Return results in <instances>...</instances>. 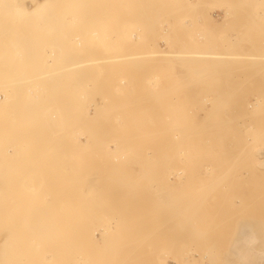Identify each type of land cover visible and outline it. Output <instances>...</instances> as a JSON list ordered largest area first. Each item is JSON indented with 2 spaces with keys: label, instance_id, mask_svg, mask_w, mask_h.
<instances>
[{
  "label": "rangeland",
  "instance_id": "obj_1",
  "mask_svg": "<svg viewBox=\"0 0 264 264\" xmlns=\"http://www.w3.org/2000/svg\"><path fill=\"white\" fill-rule=\"evenodd\" d=\"M2 1L0 117H4L3 124L9 130L12 125L15 127L11 131L17 132L18 139L16 142L15 134L9 136L5 132L0 137V196L10 192L14 198L20 196V202L25 196L26 204L22 201L21 208L27 204H32V208L27 205V212L20 208L30 218L23 217L22 212L21 219H27L25 224L39 220L34 224L37 228L29 222L25 225L35 236L21 235L29 243H21L18 238L22 247L18 242L16 248L17 240L10 239L12 233H6L5 241L0 242V255L7 254L12 261L4 259V255L2 263L7 260L4 264H10L16 257L21 259L13 264H264V142L259 144L264 141V0H52L45 4L19 0L17 4L25 9L37 7L31 14L17 13L18 5L14 11L13 0ZM170 47L211 55L189 59L194 62L191 64L189 60L145 56L142 65L137 59V64L136 60L135 64L126 61L111 66L89 62L66 69L75 60L130 52H168ZM52 49L57 51L51 52ZM61 51L69 59L64 61L65 67V57L59 61L63 54H55ZM251 53L261 55L262 63L253 64L240 55ZM50 54L57 56L54 62V58L48 59ZM199 68H205V73ZM40 71L54 73L50 80L47 77L34 81L33 76ZM25 75H29L30 82L26 79L24 83ZM4 76L13 78L14 83L23 77L24 80L15 86L11 85L12 79L7 81ZM14 87L18 90H12ZM5 90H11L6 93L11 94L10 100L2 101ZM37 94L39 99L35 98ZM256 99L261 101L257 110L252 106ZM11 105H19L21 111V106H27L23 111L25 121L20 118L23 112L17 109L15 113V108L11 109L15 106ZM95 105L99 109L94 115ZM28 127L31 130H26L25 137L23 128ZM5 136L6 141L14 136L16 144L5 142ZM47 179H58L59 183H54L61 186V191L55 192L53 187L57 186L52 181L47 184L53 186L51 191L47 187L51 193L44 189ZM72 179H85L81 183L85 190L75 189V185L69 192L66 188L75 184ZM66 180L71 182L67 181L69 186ZM60 181L66 184L61 185ZM79 183L76 182L78 186ZM90 186L92 193L88 191ZM43 197L51 203L48 206L52 210L44 206ZM9 202L10 199L2 202L5 205L0 217L17 211L19 216L18 204L13 207L19 209L16 211L4 207H9ZM43 206L47 215L51 210V222L59 217V231L68 225L76 228L83 221L79 225L87 227L91 243L99 238L96 245L86 240L91 247L84 243L83 246L77 241H82L77 235L80 230L70 227L68 231L78 232L75 235L80 239L68 232L74 236L65 242V228L59 234L65 233L64 239L61 236L65 240L62 245H71L62 247L59 236L57 246L52 244L50 235L56 232L50 230L57 225L52 222L53 229L52 224L48 223L49 229L44 225L48 216L43 217ZM64 210L74 213V219ZM52 211L55 220L51 218ZM11 219L10 225L7 217L3 218L6 223L0 219L1 234L5 226L12 227L16 218L14 222ZM63 221L68 225L64 226ZM17 223L14 224L20 226ZM42 226L52 233L47 232L50 238L43 237L47 233ZM103 226L112 227L107 239L104 235L108 227L104 232ZM44 238L49 239L47 246ZM9 239L14 240L15 247L8 246ZM75 243L83 246L79 247L80 252ZM53 245L57 250L52 252ZM20 249H29L22 253L31 254V259L30 255L24 258ZM96 249L99 253L104 250V254H95ZM40 251L48 258L41 256ZM91 257H98V261Z\"/></svg>",
  "mask_w": 264,
  "mask_h": 264
},
{
  "label": "bare ground",
  "instance_id": "obj_2",
  "mask_svg": "<svg viewBox=\"0 0 264 264\" xmlns=\"http://www.w3.org/2000/svg\"><path fill=\"white\" fill-rule=\"evenodd\" d=\"M1 1H2V0H1ZM6 1H7V0H6ZM6 1L4 0V1H2V2L7 3ZM9 1L12 2V0H9ZM13 1H15V3H16V4H15V3L13 2V5H12V6H14V11H15V9L17 8L16 11H17V13H19V14L22 13V12L25 13V14H31V13H35V11H37V7H36V8H27V9H25L23 6H20L19 4H17L19 0H13ZM21 1H22V0H21ZM30 1H31V2H35V3L40 2V3L45 4V3L51 2L52 0H30ZM16 5H18V6L15 8ZM223 17H224V16H223ZM223 19H224V18H223ZM170 26H171V25H170ZM172 27H173V25H172ZM174 27H175V26H174ZM170 30H171V28H170ZM168 32H169V31H168ZM170 32H171V31H170ZM202 38H203V36H198V39H202ZM76 40L79 41L80 39H79V38H76ZM168 40H170V39H168ZM78 41H77V42H78ZM170 42H171V41H170ZM177 43H178V42H177ZM167 44H168V43H167ZM171 45H172V44H171ZM178 45H179V44H178ZM169 46H170V45H169ZM172 46H173V45H172ZM175 47H176V46H175ZM184 48H185V47H184ZM117 49H118V47H117ZM168 49H169V48H168ZM170 49H172L173 51L170 50V51H168V52H161V51H162V50H161V51L158 52V53H147V54H145V55L140 54V52H137V53H139L140 55H139V54L137 55L136 53H132V52H130L132 55H131V54L129 55V53H126V54H125L126 56L120 54L119 56H118V55H116V56H113V55H112V56H110V57L105 56V57H101L100 59L96 58V59H92V60H79V61L75 60L76 62H72V64L69 63L70 66L66 65V67H68V68H66V69H67V70H68V69L70 70L71 67H73V68H75V67H81V66L87 65L89 62H91L92 64H95V63H100V64H101V63H102L101 65H103V66L106 65V64H110L109 66H111V63H112V65H113V63H124V62H126V61H127V63H128L129 61H130V62L132 61L131 64H133V63H134L133 61L136 60L135 63L137 64V61H138L137 59L141 60L140 63H141V65H142V64H144V61H142V58L145 57V56H146V57L148 56L147 58L169 57V58H172V60H173V59H177V60H180V61H182V62H185L186 60H189V59H194V60H195V59L200 58V57L205 58L206 56L211 55V54H206V53L197 54L195 51H188V50H174V48H171V47H170ZM185 49H186V48H185ZM54 51H57V50L52 49L51 52H54ZM114 51H115V50H114ZM118 51H119V50H118ZM164 51H166V50H164ZM108 52H109V51H108ZM56 53H59L60 55H59V54H58V55H59V57H60L64 52H62V51H61V52H55V54H56ZM141 53H143V52H141ZM16 54H17V53H16ZM18 54H19V53H18ZM64 54L66 55V53H64ZM64 54H63V56H62L63 58L60 57L59 61L64 59V57H65ZM117 54H118V53H117ZM127 54H128V55H127ZM0 55H1V53H0ZM2 55H3V54H2ZM21 55H22V54H21ZM56 55H57V54H56ZM233 55H235L234 57H237L238 54H233ZM240 55L244 58L245 61H247V60H248L249 62L251 61V63H253V64L258 63L259 61H260V62L262 61V59H261V55H259V54L251 53V54H240ZM3 56H4V55H3ZM50 56H51V57H50ZM53 56H55V55H54V54H50L48 59L50 60V58H51V60H53L52 58H54V60H53V62H54V61L56 60L55 58H56L57 56H56V57H53ZM66 56H67V55H66ZM121 56H122V57H121ZM4 57H5V56H4ZM8 57H9V55H8ZM59 57H58V58H59ZM6 58H7V57H6ZM68 58H69V57H68ZM70 58H71V57H70ZM147 58H146V59H147ZM1 59H2V56H1V58H0V61H1ZM165 59H166V58H165ZM51 60H50V61H51ZM68 60H69V59H66V57H65V60H63L62 65L64 64V61H68ZM183 60H184V61H183ZM200 60H201V59H200ZM2 61H3V59H2ZM180 61H179V62H180ZM190 61H191V60H189L188 62L190 63ZM202 61H205V60L202 59ZM47 62H48V61H47ZM53 62H52V63H53ZM61 62H62V61H61ZM61 62H60V63H61ZM138 62H139V61H138ZM145 62L148 63V61H146V60H145ZM151 62H152V61H151ZM164 62H165V61H164ZM241 62H242V61H241ZM50 63H51V62H50ZM104 63H106V64H104ZM135 63H134V64H135ZM171 63H173V62H171ZM186 63H187V62H186ZM191 63H194V62H191ZM191 63H190V64H191ZM246 63H247V62H246ZM261 63H262V62H261ZM198 64H200V61H198ZM139 65H140V64H139ZM139 65H138V66H139ZM141 65H140V66H141ZM164 65H165V64H164ZM187 65H188V64H187ZM258 65H259V64H258ZM260 65H261V64H260ZM29 66H30V65H29ZM63 66H64V65H63ZM63 66H61V67H63ZM132 66L134 67V65H132ZM138 66H137V67H138ZM140 66H139V67H140ZM189 66H190V65H189ZM251 66H253V65H251ZM256 66H257V65H256ZM27 67H28V66H27ZM31 67H32V66H31ZM64 67H65V66H64ZM101 67H102V66H101ZM107 67H108V65H107ZM183 67H184V66H183ZM246 67H247V66H246ZM248 67H249V66H248ZM253 67H254V66H253ZM250 68H252V67H250ZM66 69H65V70H66ZM199 69H200V68H199ZM202 69H203V67H202ZM206 69H207V68H206ZM194 70H195V69H194ZM196 70L198 71V69H196ZM200 70H201V69H200ZM204 70H205V68H204ZM204 70H201V71H203V73H205ZM12 72H13V71H12ZM40 72H41V73H38V72H37V73H38V76H36V77H35V75H34V76L32 75L33 78H34V81H35V80H36V81H38V80H39V81H42L41 79H46V78L49 77L50 75H51V77H52V74L54 73V72L51 73V72H43V71H40ZM254 72H255V71H254ZM256 72H257V71H256ZM256 72H255V73H256ZM15 73H16V72H15ZM37 73H36V75H37ZM195 73H196V72H195ZM197 73H198V72H197ZM199 73H201V72H199ZM199 73H198V74H199ZM207 73H208V72H207ZM207 73H206V74H207ZM9 74L11 75V73H9ZM9 74H8V75H9ZM12 74H13V73H12ZM16 74H17V73H16ZM192 74H194V72H193ZM8 75H7V76H8ZM14 76H16V75H14ZM14 76H13V77H14ZM26 76H27V75H25V80H24V77H23L22 79L19 77L20 79H19V78H18V79H19L20 81H21V80H24V83L27 82L26 79L28 80V82H30V79H29L30 77H29V75L27 76V78H26ZM198 76H199V75H198ZM251 76H252V75H251ZM4 77H5V76H4ZM17 77H18V76H17ZM21 77H22V76H21ZM28 77H29V78H28ZM5 78H6V77H5ZM14 78H16V77H14ZM31 78H32V77H31ZM33 78H32V79H33ZM36 78H39V79L37 80ZM6 79H7V78H6ZM11 79H12V81H10V82L12 83V82H13V78H11ZM11 79L9 78V80H11ZM16 79H17V78H16ZM16 79H15V80H16ZM48 79L50 80V77H49ZM160 79H161V78H160ZM9 80L7 79V81H9ZM19 80H18V81L16 80L17 83H16V82H15V83L18 84ZM195 80H196V79H195ZM25 81H26V82H25ZM32 81H33V80H32ZM45 81H46V80H45ZM10 82H9V84H10ZM1 83H3V82H1ZM15 83L13 82L11 85H13V84L15 85ZM22 83H23V81L20 82V84H22ZM37 83H38V82H37ZM3 84H5V83H3ZM3 84H2V86H3ZM9 84H8V85H9ZM6 85H7V84H6ZM11 85H10V86H11ZM2 86H1V87H2ZM15 86H16V85H15ZM11 87H13V86H11ZM9 88H10V87H9ZM10 89H11V88H10ZM16 89L18 90V88H16ZM16 89H15V87H14L12 90H16ZM38 89H39V84H38ZM17 90H16V91H17ZM6 91H8V90H5V93H4V91H3L4 94L2 95V96H3V100H2V101L10 100L9 95H11V94H9V95H7V94H8L11 90H10L8 93H7ZM16 91H15V92H16ZM38 91H39V90H38ZM6 93H7V94H6ZM10 93H11V92H10ZM14 94H15V93H14ZM14 94H13V95H14ZM38 95H39V94H37V96H36L35 98L39 99ZM10 97H11V96H10ZM12 101H13V100H11V102H12ZM13 102H14V101H13ZM16 102H18V101L16 100ZM16 102H15V103H16ZM15 103H14V104H15ZM252 103H253V102H252ZM247 104H248V103H247ZM20 105H21V104H20ZM97 105H98V104H97ZM97 105H95L96 108L94 109V115L96 114L97 110L99 109V107H97ZM260 105H261V101H259V99H256V100H255V105H254V103H253L252 106H255V110H257V108H259ZM11 106H15V105H11ZM18 106H19V105H16L15 107H11V109H12V108H15L16 110L13 109L14 112H15V111L17 112V109H18V112L20 113V112L25 111V110H26L25 107H27V106H25V107H24V106H21V107H23V111H21V109L19 110L20 107H18ZM247 108H248V107H247ZM245 109H246V108H245ZM252 110H253V109H252ZM255 110H253V111H255ZM11 112H13V111L11 110ZM14 112H13V114H14ZM16 112H15V113H16ZM23 113H24V112H23ZM23 113H20V115H21V116L25 115V113H24V114H23ZM4 115H5V114H4ZM10 116H11V118H12V116H13L12 113H11ZM15 117H16V114L14 115V118H15ZM93 117H94V116H93ZM0 118H2V117H0ZM3 118H4V117H3ZM3 118L0 119V132H2V134H1L2 136L0 135L1 138L4 137L3 135H5V134H3V132H5V133H9V136H10V135H11L10 133H12L11 130H13V132H14V129H15V127H14L13 125H12V128H13V127H14V128H13V129L10 128V130L8 129V127H6L7 124L4 126V124H3V122H4V121H3ZM20 118H21V120L23 119V120L25 121V117H24V116H23V117H20ZM23 120H22V121H23ZM1 123H2V124H1ZM4 123H5V122H4ZM25 125H28V124H25ZM25 125H24V126H25ZM7 126H8V125H7ZM5 127H6V128H5ZM9 127H10V126H9ZM26 127H27V126H26ZM7 129H8V130H7ZM23 130H25V131H24V132H23L22 130H21V131H22L23 133L26 132L25 134H23L21 131H20V132H21L23 135H25V137H26V136H28V135H26L27 132H28V131H26V130H31V129H29V127H28V128H26V129L23 128ZM10 131H11V132H10ZM15 132H16V131H15ZM30 132H31V131H29V133H30ZM192 132H193V131H192ZM194 132H195V131H194ZM29 133H28V134H29ZM90 133H91V132H90ZM180 133H181V132H180ZM186 133H187V132H186ZM196 133H199V131L196 132ZM13 134H15V135H14L15 137L17 136V135H16L17 132H16V133H12V135H13ZM86 134H87V133H86ZM92 134H93V133H92ZM188 134H189V133H188ZM193 134H194V133H193ZM172 135H173V134H172ZM175 135H176V134H175ZM177 135H178V134H177ZM184 135H185V134H184ZM184 135L181 134L180 136L182 137V136H184ZM190 135H191V133H190ZM14 136H12V137L15 138ZM19 136H22V135H19ZM7 137H8V136H7ZM12 137H11V141H10V139H9V141H10V143L12 142V144H13V143L16 141V139H18V138L16 137V138H15V141H13L14 139H13ZM25 137H24V138H25ZM177 137H178V136H177ZM177 137H176V138H177ZM186 137H187V136H186ZM8 138H10V137H8ZM8 138H7V140H8ZM22 138H23V136H22ZM22 138H21V139H22ZM27 138H28V137H27ZM174 138H175V137H174ZM25 139H26V138H25ZM208 140H209V138H208ZM2 141H3V139H2ZM4 141H5V142H9V141H6V136H5V138H4ZM21 141H22V140H21ZM23 141H24V140H23ZM205 141H206V139H205ZM212 141H213V140H212ZM5 142H4V143H5ZM16 142H17V141H16ZM16 142H15L14 144H16ZM19 142H20V141H19ZM208 142H209V141H208ZM263 142H264V141L261 140V143H260V141H259V144H262ZM206 143H207V142H206ZM255 144H256V143H255ZM255 144H254V146H255ZM256 145H258V144H256ZM173 147H174V146H173ZM258 149H259V148H258ZM6 150H8V149H6ZM187 150H188V149H186V152H187V154H188V151H187ZM252 150H253V149H252ZM190 153H191V151H190ZM187 154L185 153V155H187ZM188 156H189V155H188ZM255 160H256V159H255ZM253 161H254V160H253ZM209 171H210V170H209ZM207 172H208V171H207ZM207 172H206V173H207ZM180 176H181V175H180ZM180 178H181V177H180ZM49 180H50V179H49ZM53 180H54V181H53ZM55 180H56V179H52V180H50V181H52L51 184H52L53 186H55V185L57 186V187H56L57 189H55V187H53L51 184H50V186L53 187V189L55 190V192H56V190H59L58 192H60L61 190H60L59 188H60L61 186L59 187V186H58L59 184H57V183L55 184V183H54ZM72 180H73V181H71V182H75V184L72 183L73 185H71L70 188H69V187L66 188L67 190H68V189L70 190V191L68 190L69 192H71V188H74L75 185H76V188H75V189H77V187H78V190H79L80 187L83 188L84 185H85L84 183H83V184H84L83 186H82V184H81L82 182L85 181V179L82 180L81 182H80L81 179H80V180H76V181H74L75 179H72ZM90 180H91V179H90ZM90 180H89V182H90ZM44 181H45V180H44ZM50 181H48V179H47V183L44 182L45 185H46V187H44V189L46 188V190H47V187H48V188L50 189V191H51V188H52V187H50V186L47 185ZM61 181H62V180H61ZM61 181H60V182H61ZM67 181H68V180H66V182H67ZM56 182H58V179L56 180ZM68 182L71 183L70 181H68ZM68 182H67V184H66V183H64V181H63V183L66 184V186H67V185H68V186L70 185V184H68ZM76 182H78V183L80 182L79 184H81V185L78 186V185L76 184ZM86 182H88V181H86ZM53 183H54V184H53ZM58 183H59V182H58ZM61 183H62V182H61ZM63 183H62L61 185H64ZM87 184H88V183H86V185H87ZM90 184L93 185V180H91ZM88 185H89V184H88ZM72 186H73V187H72ZM6 187H7V186H6ZM58 187H59V188H58ZM62 187L64 188V186H62ZM92 187H93V186H90V188L88 187V188H89L88 191L91 190V193H92V191H93V190L91 189ZM63 188H61V189L64 190L65 188H64V189H63ZM86 188H87V187H86ZM5 189H6V188H5ZM49 189H48V190H49ZM75 189H73V190H75ZM93 189H94V188H93ZM3 190H4V189H3ZM6 190H7V189H6ZM48 190H47V191H48ZM54 190H52V191H54ZM73 190H72V191H73ZM81 190H82V189H80V191H81ZM84 190H85V187H84ZM84 190H83V191H84ZM4 191H5V190H4ZM50 191H48V192H50ZM68 191H67V192H68ZM80 191H79V192H80ZM69 192H68V193H69ZM73 192H75V191H73ZM77 192H78V191L76 190L75 193H77ZM7 193H8V192H7ZM50 193H51V192H50ZM89 193H90V192H89ZM0 194H1V193H0ZM5 194H6V191L4 192V194H2V195L0 196V205H2V206H0V209H1V207H3V205H5V203H4V204L2 203L3 201H5V199H10L9 204L12 202L10 205L8 204L9 207L4 206V207L7 208V209L12 207L11 210H13V209H14L13 207H17V206H18V208L20 209V208L23 206L22 204H21V206H20V203L23 201V198H24V200H25V196H24V197L21 196V197H22V198H21L22 200H21V202H20V199H19L20 196L17 197V196L14 194V195L18 198V199H16V197L14 198V196L11 195V193L9 192V195H8L9 198H7L8 196L5 195ZM45 194H46L47 196H49V193L47 194V193L45 192ZM45 194H44V195H45ZM46 195H45V196H46ZM59 195H60V194H59ZM4 196H5L6 198H5ZM10 196H12V197H10ZM45 196H44V197H45ZM47 196H46V197H47ZM61 196L63 197V199L66 197V195H65V196L61 195ZM44 197H43V198H44ZM49 197L51 198V196H49ZM57 197H58V196H57ZM67 197H69V196H67ZM4 198H5V199H4ZM58 198H59V197H58ZM58 198H57V199H58ZM60 198H61V197H60ZM2 199H3V200H2ZM11 199H12V201H11ZM14 199H15L16 203H14V202H15ZM46 199H47V198H44V200H45V201H44V204H45L44 206H46V207H48V209H50L51 206H48V205H51V203H47V202H46ZM63 199H62V201H63ZM65 199H67V198H65ZM17 200H18L19 203L17 202ZM27 200L30 201V202L32 203V201H31L32 199L30 200V199L27 198ZM27 200H26V202L29 203ZM48 200H49V199H48ZM53 201H54V199H53ZM59 201H60L61 204H62V201H61V200H59ZM59 201H58V202H59ZM64 201H65V200H64ZM64 201H63V202H64ZM45 202H46V203H45ZM65 202H66V201H65ZM67 202H69V199L67 200ZM70 202H71V201H70ZM7 203H8V201H7ZM23 203H25V202L23 201ZM17 204H18V205H17ZM25 204H26V203H25ZM58 204L60 205V203H58ZM65 204H66V203H65ZM65 204H64V206H66ZM8 205H7V206H8ZM11 205H12V206H11ZM16 205H17V206H16ZM27 205L29 206V209L32 208V204H31V205L27 204ZM27 205H25V207H27ZM52 205H53L52 207L54 208V204H52ZM59 205H58V206H59ZM30 206H31V207H30ZM44 206H43V211H42V212H43V214H44L43 217H46V216H48L49 214H51V210H52V208H51V210L49 211V213H48V215H47V214H46V211H45V209H44ZM58 206H55V207H58ZM69 206H70V205H69ZM69 206L67 205L66 207H69ZM25 207H24V208H25ZM49 207H50V208H49ZM18 208H17V209L15 208V209H16V210H19ZM24 208H23V209L21 208V209L24 210L25 212H27V209L25 208V209H26V210H25ZM27 208H28V207H27ZM64 208H65V207H64ZM7 209H6V210H7ZM15 209H14V211H16ZM21 209H20V211H21ZM29 209H28V212H30ZM48 209L46 208V210H48ZM2 210H3V209H2ZM59 210H62V208L59 209ZM4 211H5V209H4ZM9 211H10V209H9L8 211H5V212H9ZM20 211H19V216H20V217L18 216V211H17V212H14V213H11V216H12V214H13V216H15V214L17 213L16 216H18L19 218L16 217V216H15V217H11V216H10V212L8 213L9 215L4 216V217H7V218L9 219V220H8V221H9V225H10V218H12V219H11L12 222H14V219H15V218H16V220H19V221L22 220L21 222L17 221V222L20 223V224H18V223L16 222V220H15V222H14V223H17V225H20V226L17 227L16 224H14V223L11 222V223H12V224H11L12 227H8V226H9V225H8V226H5V227H7V228H4V227L2 226L1 228H2V229L4 228V233H2V234H4V235H2V234L0 233V234L3 236V237H2V236L0 235V236H1V237H0V242H1V241H2V242L5 241V236H7L8 234H9V236H11L10 234L12 233L13 238H12V237H11V238L9 237V238H10V239H16V240H17L16 242H14V243L16 244V245H15L16 248H18L19 246H21V243H22L23 241H25L26 243H28L27 238H25V237L28 236V235L31 236V235H30L31 233H29V231H31V230H29V228H27V226H25L29 221H27L26 224L24 223V220H27V219L29 220V219H30V218H28V217H25V216H28V213H27V215H26L25 212H23V211L20 212ZM64 211L66 212V210H64ZM5 212H3V214H4ZM11 212H12V211H11ZM22 212L25 214L24 216L21 215ZM35 212H36V211H35ZM35 212H34V213H35ZM47 212H48V211H47ZM56 212H57V211H56ZM58 212H60V211H58ZM58 212H57V213H58ZM62 212H63V211H62ZM65 212H64L63 214L68 213L69 215H67V216H70V213H71V218L75 216L74 213H72V212H70V213H69V211H67L66 213H65ZM0 213H2V212L0 211ZM52 213H53V215L51 216V218H52V220H55V218H54V216H55V215H54V212L52 211ZM6 214H7V213H6ZM32 214H33V213H32ZM45 214H46V215H45ZM63 214H62V215H63ZM33 215H34V214H33ZM72 215H73V216H72ZM2 216H3V215H2ZM21 216H23V217H25V218H27V219H25V218H24V219H23V218L21 219ZM30 216H31V214H30ZM30 216H29V217H30ZM36 216H38V215H36ZM57 216H58V215H57ZM63 216H64V215H63ZM67 216H66V219L69 218V217H67ZM4 217H3V218H4ZM9 217H10V218H9ZM33 217H34V216H33ZM64 217H65V216H64ZM64 217H63V219H62V218H61V219L64 220ZM76 217H77V216H76ZM3 218L0 217V219H2V220H3ZM36 218H38V217H36ZM49 218H50V216H48L47 218H44V223H45V220H46V222H47V223L44 224V223H43V219H42V214H41V219H42L41 221H42V224H44L45 226H47L48 229H49L48 226H51V225H48V223H49V224H52V222H55V221H52V222H51V221H50L51 219L49 220ZM53 218H54V219H53ZM56 218H57V217H56ZM58 218H59V217H58ZM58 218H57V219H58ZM71 218H69V219H71ZM31 219H33V218H31ZM47 219H48V221H50V222H48ZM57 219H56V222L54 223L55 225H57L56 228L54 227L55 225L53 226V224H52V227H50V229H51V228L53 229V227H54L55 229H54V230H50V231H51L52 233H53V231L56 232V233H55V234H52L49 230L47 231V232H50V233L52 234V235H50L51 238L48 236L49 233L46 232V229H47V228H46L45 226H44L45 228L42 226V227H43V230L45 229L44 231H43V230H42V231H43L44 233L46 232V233H47L46 235H43L44 233L41 232V230H40V232L38 231V229H36V230L40 233V235H43V237H45V238H46V237L50 238V240H49V239H48V240H49L52 244H56V243H58L59 241L61 242V240H62V237H61V236H63V239H64V236H65V235H68V236H66V237H67V241L62 240V243H59V244H61L62 247H67V248H68V246H70L71 244H66V246H64V245H62V244H64V241L67 242V243H68V240L72 241L73 236H74L75 234L78 233L77 231H76L77 233H75L74 230H73L72 233H74V235H73V236H70V235H72V233H71V230H72V229H75V230H78V229H79L80 231H79V233H78L77 235H79V237L82 239V241H81V240H77V241H78L79 243L81 242V244H82L83 246H84V244L86 245V243H85L86 240H87V241L90 240L89 242L91 243V238H92V237H90V236H92V235H91V234H88L89 230H86L87 227H86L85 225H84L85 227L82 226V228H81V226H80V225L82 224L83 221H81V222L79 221L81 224L78 223V225H76V224H77V221H74V222L76 223L75 225L77 226V227H76L77 229H76V228H73V227L71 228L70 226H72V225L69 226L68 224H66V225H68V227H64L63 230H65V228H67L66 231H65V232H67V233H66V234L64 233L65 235H64V234H63V235L61 234V236H60L59 234L61 233V231H62V232H64V231L61 230V229H62V228H61L62 225H61V226L58 225L59 221H58ZM69 219H67V221H68ZM73 219H74V218H72V220H73ZM76 219H77V218H75V220H76ZM79 219H80V218H79ZM79 219H78V220H79ZM2 220H1V221H2ZM62 220H61V221H62ZM3 221H5V220H3ZM31 221H32V220H31ZM38 221H39V220H38ZM38 221H36V222L34 221V222L37 223ZM41 221L39 222V224L41 223ZM70 221H71V220H70ZM70 221H68V222H70ZM25 222H26V221H25ZM57 222H58V223H57ZM64 222L66 223V221H63V224H64ZM0 223H1V222H0ZM5 223H6V221H5ZM5 223H4V224H5ZM22 223H24V224H22ZM29 223H31V225H34V224H35V223H32V222H29ZM70 223L73 224L72 222H70ZM21 224H22V225H21ZM46 224H47V225H46ZM79 224H80V225H79ZM83 224H84V222H83ZM83 224H82V225H83ZM2 225H3V224H2ZM5 225H7V224H5ZM31 225H28V226H31ZM66 225L64 224V226H66ZM75 225H73V226L75 227ZM14 226L17 227L20 231L18 230V232H17V230H16V228H15ZM34 226H35V225H34ZM78 226H79L80 228H78ZM22 227H23V228H22ZM35 227H36V226H35ZM40 227H41V226H40ZM69 227L71 228L70 231H68ZM103 227H104V226H103ZM103 227L101 228V230H104V232H105V230H106V228H107L108 226H105L104 228H103ZM8 228H9V229H10V228L12 229V231H11L10 233L5 232V230H7ZM20 228L24 229V231H23V230L21 231ZM25 228H27V229H25ZM31 228H33V227H31ZM31 228H30V229H31ZM36 228H37V227H36ZM58 228H61L60 231H59ZM84 228H85V229H84ZM109 228H110V229H109ZM14 229H15V230H14ZM107 229H108V230H107V233H106L104 236H106V235L109 234V231L112 229V227H108ZM28 230H29V231H28ZM33 230H34V229H33ZM33 230H32V233H33V232H36V230H35V231H33ZM56 230H57V231H56ZM0 231H2V230H0ZM9 231H10V230H9ZM15 231H16V232H15ZM26 231H28V232H26ZM87 231H88V232H87ZM20 232H21V233H20ZM22 232H24V234H22ZM25 232H26L27 234H25ZM68 232H70L71 234L69 233V234H70V235H69ZM104 232H103V234H104ZM6 233H7V235H6ZM36 233H37V232H36ZM39 233H38L37 237L40 236ZM41 233H43V234H41ZM103 234L100 235V236H103ZM21 235H26V236H25V237H22ZM53 235H55V236H53ZM56 235H57V237H56ZM29 236H28V237H29ZM33 236H35V235L33 234ZM33 236H31V237H33ZM58 236L61 238V239H59V241H57L58 239L56 240V238H59ZM69 236H70V239L68 238ZM16 237H17V238H16ZM31 237H30V238H31ZM37 237H36V238H37ZM41 237H42V236H40V239H42ZM53 237H55L54 239H55L56 241H53ZM79 237H76V235H75L74 238H76V239H80ZM18 238H19V239H22V240L20 241L21 243L18 241ZM45 238H44V240H45ZM104 238L107 239V236L104 237ZM10 239H9V240H10ZM23 239H24V240H23ZM25 239H26V240H25ZM65 239H66V238H65ZM94 239H95V238H94ZM98 239H99V238H97V240H93L94 242L91 243V244H94L95 241H98ZM28 240H29V239H28ZM44 240H43V242H46V245H45V246H47V243H48L47 241H48V240H47V239H46L45 241H44ZM102 240H103V239H102ZM7 241H8V240H7ZM13 241H14V240H13ZM13 241L10 240L9 242H10L11 245H8V246H12V245L14 246V244H12ZM38 241H40V240L38 239ZM41 241H42V240H41ZM41 241H40V242H41ZM52 241H53V242H52ZM74 241L77 242L76 240H74ZM74 241H73V242H74ZM103 241L105 242V240H103ZM103 241H102V242H103ZM9 242H8V244H9ZM18 242H19L20 245L18 244ZM29 242H32V238H31V240H29ZM40 242H39V243H40ZM106 242H107V241H106ZM51 243H49V244H51ZM69 243H70V242H69ZM79 243H78V245H79ZM83 243H84V244H83ZM96 243H97V242H96ZM3 244H4V243H3ZM17 244H18L19 246H18ZM28 244H29V243H28ZM41 244H42V245H40V246H43L44 243H41ZM59 244H58V247H59ZM72 244H74V243H72ZM102 244H103V243H102ZM23 245H24V243H23ZM67 245H68V246H67ZM75 245H76V243H75ZM88 245L90 246V244L87 243L86 246H88ZM94 245H96V244H94ZM8 246H7V247H8ZM15 246H14V247H15ZM17 246H18V247H17ZM24 246H27V245L25 244ZM24 246H23V249H25ZM56 246H57V244H56ZM56 246L53 245V247H52L53 250L51 249L52 252L54 251V249H56V248H54V247H56ZM83 246H81L82 249H83ZM92 246H93V245H92ZM98 246H99V245H98ZM1 247H2V243H1ZM7 247H6V248H7ZM21 247H22V246H21ZM75 247H76V248L78 247V250H77V251H79V247H80V246H77V245H76ZM75 247H74V248H75ZM81 247H80V248H81ZM90 247H91V246H90ZM90 247H89V248H90ZM6 248L4 247V249H6ZM16 248H14V249L16 250ZM27 248H30L29 245L27 246ZM43 248H44V250L47 249V248H45L44 246H43ZM43 248H40V249H43ZM49 248H51V246H49ZM60 248H61V247H60ZM70 248H72V246H71ZM94 248H95V247H94ZM94 248L92 247V250H93ZM96 248H98V247H96ZM100 248H101V246H100ZM100 248H99V251H100ZM103 248H104V247H103ZM0 249H1V248H0ZM9 249H10V248H8L7 251H8ZM11 249L13 250L12 247H11ZM23 249H22V250L20 249V250H21V251H20V254H21V255H22L24 252H26V251H27V253H28V250H29V249H28V250H23ZM58 249H59V248H58ZM61 249H63V248H61ZM72 249H73V248H72ZM85 249H86V248H85ZM87 249H88V248H87ZM101 249H102V248H101ZM12 250H11V251H12ZM17 250H18V249H17ZM17 250H16V251H17ZM44 250H41V251L44 252ZM56 250H57V249H56ZM56 250H55V251H56ZM70 250H71V249H70ZM88 250H89V249H88ZM90 250H91V248H90ZM7 251H6L5 253H7ZM22 251H23V253H22ZM41 251H40V255H41V256H45L44 254H46V253L44 252V254L42 255V252H41ZM46 251H47V250H46ZM48 251L50 252V249H49ZM60 251H62V250H60ZM64 251H65V250H64ZM67 251H68V250H67ZM74 251H75V250H74ZM80 251H81V250H80ZM80 251H79V252H80ZM97 251H98V249H96L95 254L97 253ZM99 251H98V253H99ZM0 252H1V250H0ZM2 252H3V251H2ZM9 252H10V251H9ZM12 252H15V251H12ZM12 252H10L9 254H11ZM18 252H19V250H18ZM29 252H30V251H29ZM31 252H32V251H31ZM49 252H48V253H49ZM62 252H63V251H62ZM71 252H73V251L71 250ZM75 252H76V251H75ZM75 252H74V253H75ZM79 252H77L78 255L80 254V255H83V256H84L85 253L82 252V254H81V253H79ZM84 252H85V251H84ZM101 252H102V251H101ZM54 253H55V252H54ZM56 253H57V252H56ZM66 253H67V252H66ZM74 253H73V255H74ZM87 253H89V252H86V255H87ZM93 253H94V252H93ZM12 254H13V253H12ZM15 254H17V253H15ZM15 254H13V255H15ZM20 254H19V256H20ZM32 254H33V253H32ZM50 254H51V253H50ZM89 254H92V253L90 252ZM95 254H94V255H95ZM99 254H102V255H103V254H104V250H103L102 253H99ZM2 255H3V254H2ZM4 255H5V254H4ZM4 255H3V256H4ZM6 255H7V254H6ZM6 255H5V256H6ZM17 255H18V254H17ZM26 255H30V256H28V257L31 259V256H32L31 254H23L24 258L26 257ZM58 255H59V253H58ZM60 255H61V254H60ZM67 255H68V254H67ZM75 255H76V253H75ZM78 255H77V256H78ZM207 255H208V254H207ZM3 256L1 257V255H0V257H1V259H0V260H1L0 264H4L5 261H7V260L12 261L10 257H9V259H8L7 256H6V257L4 256V257H5L4 259L7 258V260H5L4 263H2ZM8 256H9V255H8ZM11 256H12V255H11ZM19 256H18V257H19ZM23 256H21V257H23ZM33 256H34V255H33ZM41 256H40V258H41ZM63 256H64V255H63ZM12 257H13V256H12ZM51 257H54V258H55V257H57V256H56V255H55V256L53 255V256H51ZM66 257H67V256H66ZM66 257L61 258V256H60L61 259H65ZM94 257H95V256H94ZM94 257H93V258H94ZM98 257H99V256H98ZM98 257H97V258H98ZM102 257H103V256H102ZM33 258H34V257H33ZM45 258H48V257L45 256ZM45 258H44V259H45ZM54 258H53V259H54ZM84 258H85V257H84ZM89 258H90V255H89ZM91 258H92V257H91ZM93 258H92V259H93ZM97 258H94V259H97ZM4 259H3V260H4ZM19 259H21V258H19ZM19 259H16V257H15L13 260L16 262V261L19 260ZM26 259H27V257H26ZM26 259H25V260H26ZM41 259H42V261H43V258H41ZM53 259L51 258V260H53ZM55 259H58V257L55 258ZM61 259H60V260H61ZM66 259H67V258H66ZM71 259H72L73 262H74L75 258H72V257H71ZM78 259H79V258H78ZM85 259H86V258H85ZM92 259H91V260H92ZM100 259L102 260V258H100ZM25 260H23L22 262H24ZM51 260H49V261H51ZM60 260H59V262H60ZM89 260H90V259H89ZM89 260H87V261H89ZM101 260H99V262H100ZM14 261L11 262V263H12V264L15 263ZM46 261H48V260H46ZM55 261H57V260H55ZM65 261H66V260H65ZM65 261H64V262H65ZM76 261H77V259H76ZM94 261H95V260H94ZM96 261H98V259H97ZM52 262H54V260H53ZM59 262H58V263H59ZM62 262H63V260H62ZM62 262H61V263H62ZM67 262H69V260H67ZM80 262H81V261H80ZM89 262H90V261H89ZM89 262H88V263H89ZM6 263L8 264V262H6ZM11 263H10V264H11ZM45 263H46V262H45ZM48 263H49V262H48ZM48 263H47V264H48ZM74 263H75V262H74ZM84 263H86V261H84ZM88 263H87V264H88ZM95 263H96V262H94V264H95ZM102 263H103V262H102ZM16 264H17V263H16ZM19 264H20V263H19ZM25 264H26V261H25ZM41 264H42V263H41ZM53 264H54V263H53ZM59 264H60V263H59ZM76 264H79V261H77ZM81 264H82V263H81ZM97 264H98V263H97Z\"/></svg>",
  "mask_w": 264,
  "mask_h": 264
}]
</instances>
